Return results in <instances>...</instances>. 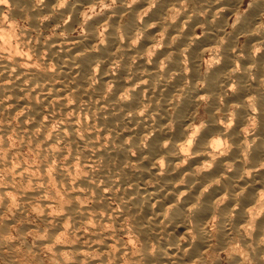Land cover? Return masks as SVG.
<instances>
[{"label":"bare ground","instance_id":"6f19581e","mask_svg":"<svg viewBox=\"0 0 264 264\" xmlns=\"http://www.w3.org/2000/svg\"><path fill=\"white\" fill-rule=\"evenodd\" d=\"M8 1L0 147L15 132L42 162L38 178L9 166L28 187L1 195L38 204L30 250L58 264H264V0Z\"/></svg>","mask_w":264,"mask_h":264},{"label":"rangeland","instance_id":"374dc122","mask_svg":"<svg viewBox=\"0 0 264 264\" xmlns=\"http://www.w3.org/2000/svg\"><path fill=\"white\" fill-rule=\"evenodd\" d=\"M250 0L248 1V0H245V2H244V4H246V5H244V8H246L247 6H248V4H250ZM4 3L5 4H7L6 5V7H9L8 5L10 4V2L8 1V0H4ZM81 29L80 28H78L77 29V31L74 33L75 34V36H78V35H80L82 32V30L80 31ZM51 31V30H50ZM50 31H49V33H50ZM78 32V33H77ZM80 32V33H79ZM53 33V30L51 31V33L50 34H52ZM17 117H15L14 119H13V124H14V126L15 127H20V121H19V119L17 118ZM4 120H5V118L3 117V116H0V124H2V123H4ZM19 121V122H18ZM19 123V124H18ZM13 132V131H12ZM17 136V134H15V132H13L12 134H10L9 135V139H8V144H7V147L6 148H4V149H2L3 147L1 146L0 147V151H3V150H6V151H8V150H10L9 152H10V154H11V156H13L12 158V163L10 164V165H3V167H2V165H0L1 167H2V169L0 168V236L3 238V236L4 237H6V238H1L0 239V242H2L3 241V243H1V245H2V247L3 248H6V246L8 247V246H10V245H12L13 246V248H14V245H15V249H13V251L15 252V253H17L16 254V258H20L21 259V263H19L20 261V259L18 260V261H16V258L15 259H11L9 256H8V253L7 252H3V254L2 253H0L1 255H0V264H16V263H18V264H35L36 262H37V260L36 259H38V262H39V264H58L57 263V261L55 260V258L54 257H52L53 256V254L51 253V250H49L50 249V247H48V248H40V250H39V252H36L37 253V255H36V253H33L30 249H32L33 248V250L34 249H36V248H38L37 246H38V244L36 245V243H38V241L37 240H41V241H43V234H41L42 232H41V230H42V228H44V226H43V224H41V222L39 221V215H40V209H39V207H38V204H37V206L35 205V204H32V206H31V208L30 207H28L27 209H24V210H22L21 211V207L22 206H20L21 204L23 205V203H21V201H19V199H18V197L17 196H15V194H13L12 192H10V194L8 193V195H10V196H8L10 199H9V201H11V202H8L6 205H3L4 203V198H3V194L1 195V190L2 189H5V185H6V188H10V187H14V188H17V186H21V184H22V186L23 187H28L26 184H24V183H22L21 181H20V179L16 176L15 177V175L14 174H12V172L14 171V168H16V167H18L19 165H20V163H18L17 164V162H21L22 164L21 165H23V166H25V165H27V166H25L26 168H28V167H30V168H32V166L34 167H36V169H38L37 167H38V165H40L41 164V162L42 161H40V160H42V159H40L41 157L38 155V150L36 149V148H34V147H32L29 143H27V145H24V144H26V143H23L18 137H14V136ZM12 136V137H11ZM11 137V138H10ZM18 138V139H17ZM10 140V141H9ZM19 141H21V142H19ZM11 142V143H10ZM22 143V144H21ZM0 145H1V143H0ZM29 145V146H28ZM12 147H14V148H12ZM28 147V148H27ZM31 147V148H30ZM34 149V151L32 152V151H30V150H33ZM8 149V150H7ZM22 149V150H21ZM30 149V150H29ZM36 149V150H35ZM3 152H5V151H3ZM3 152H1V153H3ZM37 152V153H36ZM0 153V154H1ZM14 153H15V155H14ZM17 153V154H16ZM35 154H36V156H35ZM15 157V158H14ZM16 157L18 158V159H16ZM38 157H39V159H38ZM20 159V160H19ZM15 160H17V161H15ZM15 163V164H14ZM31 163V164H30ZM34 163V164H33ZM17 164V165H16ZM36 164V165H35ZM15 166V167H13V166ZM10 166V169L12 170V172H10L11 170L10 169H8L7 170V168ZM13 168H12V167ZM5 167V168H4ZM5 169V170H4ZM29 169V168H28ZM36 169H33L32 168V170H31V174L33 175V176H35V178H38V171L36 170ZM34 170V173H32V171ZM6 172H10V174L8 173H6ZM35 172H37V173H35ZM35 174V175H34ZM10 177V179H9V177ZM11 177H12V179H13V177H14V179L13 180H11ZM16 178V179H15ZM7 180V181H6ZM15 180H17V181H15ZM53 182V181H52ZM6 183H8V184H6ZM10 183V184H9ZM11 183H13V185L11 184ZM16 183V184H15ZM54 186H53V185ZM4 185V186H3ZM12 185V186H11ZM4 188H3V187ZM19 186V187H20ZM50 186H51V188L52 187H54L55 188V184H54V182L53 183H50ZM54 188H53V190H54ZM13 195V197H11ZM5 196V195H4ZM17 198V199H16ZM13 199V200H12ZM14 199L15 200H17V201H15V202H12V201H14ZM14 203V204H13ZM11 204V205H10ZM8 206V207H7ZM33 207V208H32ZM3 208H6V209H3ZM8 208V209H7ZM36 210H35V209ZM18 211H20L19 213H17ZM37 211V212H36ZM3 213V214H2ZM3 216V217H2ZM22 216V217H21ZM30 216V217H29ZM23 218V219H22ZM33 219V220H32ZM23 220V221H22ZM12 223H10V222ZM7 222H8V224H7ZM19 223V224H18ZM5 224H7V225H5ZM37 224H39V225H37ZM25 225V226H24ZM24 226V227H23ZM4 227H5V229H4ZM28 227V228H27ZM39 227V228H38ZM5 231H4V230ZM22 229H24V230H22ZM27 229V230H26ZM38 229V230H37ZM16 230V231H15ZM30 230V231H29ZM26 231V232H25ZM39 231H40V233H39ZM23 233H26V234H24L23 235ZM3 234H5V235H3ZM28 234V235H27ZM35 234H36V236H35ZM8 235V236H7ZM34 235V236H33ZM24 236H26V237H24ZM42 236V237H41ZM40 237V238H39ZM20 239V240H19ZM36 241V242H35ZM60 242H61V244H64V246L66 247V245H68V243H67V241L66 240H64L63 238L61 239L60 238ZM58 243V242H57ZM66 243V244H65ZM6 244V245H5ZM25 244V245H24ZM17 245V246H16ZM34 245L36 246V248L34 247ZM70 245V244H69ZM5 246V247H4ZM23 246V247H22ZM28 246V247H27ZM33 246V247H32ZM68 247V246H67ZM27 249V250H26ZM16 250V251H15ZM18 250V251H17ZM47 250H49V251H47ZM27 253V254H26ZM38 253H39V255H38ZM26 254V255H25ZM29 254V255H28ZM35 255V256H33V255ZM52 254V255H51ZM22 256V257H21ZM36 256H38V257H36ZM47 256H48V258H47ZM23 258V259H22ZM53 258H54V261H53ZM27 259V260H26ZM40 259V260H39ZM44 259V260H43ZM47 259V260H46ZM10 260V261H9ZM13 260H15V261H13ZM29 260V261H28ZM52 260V261H51ZM13 261V262H12ZM40 261H41V263H40ZM43 261V262H42ZM51 261V262H50ZM37 262V263H38ZM36 263V264H37Z\"/></svg>","mask_w":264,"mask_h":264},{"label":"clouds","instance_id":"9594fccd","mask_svg":"<svg viewBox=\"0 0 264 264\" xmlns=\"http://www.w3.org/2000/svg\"><path fill=\"white\" fill-rule=\"evenodd\" d=\"M111 4H115V0H111ZM61 6H63V5H61ZM103 6L104 7H110L111 5L110 4H104ZM92 11L95 12V9H92ZM237 20H239V17H237ZM157 47H159V45H157ZM148 54L151 55L152 53L149 52ZM194 135H195V133H193V136ZM189 143H191V139L189 140ZM207 167H211V165H207ZM192 207L195 208V205H192ZM193 239H194V237H193Z\"/></svg>","mask_w":264,"mask_h":264}]
</instances>
